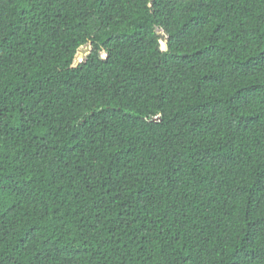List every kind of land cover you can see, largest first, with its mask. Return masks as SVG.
<instances>
[{
  "label": "trees",
  "instance_id": "1",
  "mask_svg": "<svg viewBox=\"0 0 264 264\" xmlns=\"http://www.w3.org/2000/svg\"><path fill=\"white\" fill-rule=\"evenodd\" d=\"M0 264H264V0H0Z\"/></svg>",
  "mask_w": 264,
  "mask_h": 264
},
{
  "label": "water",
  "instance_id": "2",
  "mask_svg": "<svg viewBox=\"0 0 264 264\" xmlns=\"http://www.w3.org/2000/svg\"><path fill=\"white\" fill-rule=\"evenodd\" d=\"M161 38L165 40L166 39V35L162 33L161 34Z\"/></svg>",
  "mask_w": 264,
  "mask_h": 264
}]
</instances>
